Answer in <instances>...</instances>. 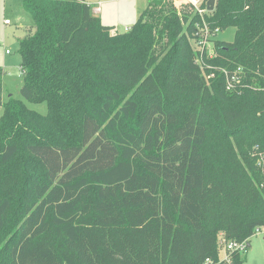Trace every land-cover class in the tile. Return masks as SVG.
I'll use <instances>...</instances> for the list:
<instances>
[{
	"label": "trees",
	"instance_id": "1",
	"mask_svg": "<svg viewBox=\"0 0 264 264\" xmlns=\"http://www.w3.org/2000/svg\"><path fill=\"white\" fill-rule=\"evenodd\" d=\"M21 4L20 94L47 112L0 83V264H243L218 239L264 227V0H149L123 32L86 0ZM202 18L234 28L212 57Z\"/></svg>",
	"mask_w": 264,
	"mask_h": 264
},
{
	"label": "rangeland",
	"instance_id": "2",
	"mask_svg": "<svg viewBox=\"0 0 264 264\" xmlns=\"http://www.w3.org/2000/svg\"><path fill=\"white\" fill-rule=\"evenodd\" d=\"M87 1L92 4V9H99L96 15L104 25L114 26L119 32H123L133 25L138 19L140 12L149 2V0ZM174 3L179 11L186 9L193 12L194 10L187 0H174ZM190 16L188 15L187 20H190ZM31 20L29 13L22 8L21 0H0V83L4 96L8 97L11 95L23 101L28 108L40 114H46L47 106L45 102L34 103L24 99L20 94L22 73L19 65L18 38L21 37L20 35L26 27L29 28L28 23L31 22ZM204 20L205 19L202 18L203 24L208 28V21ZM194 26L200 31L203 28L198 23H195ZM215 29L216 27L211 29L212 33H214V37L211 38V42L209 43V47L206 48V51L212 49L214 52L212 40L215 36L222 40L230 41L233 39V27L226 28L216 33ZM195 39V35L188 34V40L193 49L196 48L197 44ZM1 112L2 109L0 108V114ZM218 240L219 256L220 258H224L226 250L221 234ZM239 252L241 256L244 257L243 264H264V234L255 232L249 239V246L241 249Z\"/></svg>",
	"mask_w": 264,
	"mask_h": 264
},
{
	"label": "built area",
	"instance_id": "3",
	"mask_svg": "<svg viewBox=\"0 0 264 264\" xmlns=\"http://www.w3.org/2000/svg\"><path fill=\"white\" fill-rule=\"evenodd\" d=\"M187 2L194 8V10L202 17L204 13H206L207 8L202 6V3L205 2V0H187ZM220 32L218 28L215 29V33ZM214 33H212L211 30H209L205 25L203 26L202 30H198V32L195 33L196 36V48L194 49L195 52L200 53V55L205 52L208 57H212L214 55V52L212 49L206 51V48L209 47V43L211 42V38ZM216 37V36H215ZM7 52V51H6ZM200 55L197 56V60H200ZM226 78V89L231 90L233 86L240 82V70L233 73H228L225 70H223ZM258 164L262 166V169L264 170V152H260L258 154ZM256 232L263 233L264 234V227H257ZM223 243L225 250H238L245 248L244 242H235V241H226L223 238Z\"/></svg>",
	"mask_w": 264,
	"mask_h": 264
},
{
	"label": "crops",
	"instance_id": "4",
	"mask_svg": "<svg viewBox=\"0 0 264 264\" xmlns=\"http://www.w3.org/2000/svg\"><path fill=\"white\" fill-rule=\"evenodd\" d=\"M86 2L88 3V4H90L91 5V11H92V13H94L95 15L98 13V11H99V9L98 8H93L92 9V4L91 3H89L87 0H86ZM32 24V20H31V22H29L28 23V25L30 26ZM26 28H28V27H26ZM25 28V29H26ZM25 29H24V31H25ZM24 31L22 32V34L20 35V36H23V34H24ZM20 38V37H19ZM7 53V52H6ZM10 96V95H9ZM8 96V97H9ZM8 97H6V96H4V93H3V90H2V101L3 102H5L7 99L6 98H8ZM1 108V107H0ZM2 109V108H1Z\"/></svg>",
	"mask_w": 264,
	"mask_h": 264
}]
</instances>
